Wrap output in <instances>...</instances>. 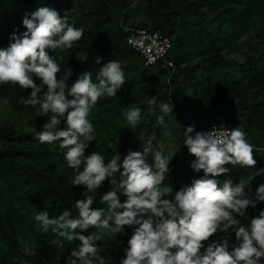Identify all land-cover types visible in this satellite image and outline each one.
<instances>
[{
    "label": "trees",
    "instance_id": "trees-1",
    "mask_svg": "<svg viewBox=\"0 0 264 264\" xmlns=\"http://www.w3.org/2000/svg\"><path fill=\"white\" fill-rule=\"evenodd\" d=\"M39 7L54 8L61 17L67 14L70 24L84 29L83 38L71 48L47 50L60 64L59 76L72 69L69 88L88 71L93 82H98L97 74L109 60L119 61L125 75V84L117 94H105L90 110L88 119L95 129V140L86 148V156L100 152L108 163L119 154L122 165L129 151H143L146 139L155 133L153 143L163 144L165 148L159 149L173 156L164 185L173 190L166 198L174 200L177 191L204 175L190 166L195 157L187 153L182 141L186 127L194 126L199 131L211 123L241 126L254 147L257 163L247 172L235 170L228 179L234 185L243 180L245 191L253 193L264 183V0H0V48L13 42L10 37L14 32L21 35L26 31L23 18ZM126 26L159 29L167 36L171 42L167 58L174 70L144 67L125 43ZM77 52L88 55L87 60H77ZM234 55L240 56L238 62L226 61ZM192 57L198 60L192 61ZM162 77H167L166 84ZM30 92L17 84L0 85V98L11 108L41 116L38 108L19 102ZM153 96L158 103L173 102V112L164 117L163 125L157 123V116L162 114L159 107L155 115L151 114ZM131 107L142 109L141 123L135 128L125 118ZM41 130L19 135L12 125L0 124V264H66L70 252L80 245L79 240H64L60 250L52 241L62 238L51 229L45 233L35 220L42 210L49 211V218L64 210L78 216L75 201L86 191L84 186L72 184L74 171L67 166L66 150L59 147V142L41 144L36 139ZM148 162H154L151 155ZM119 180V173L106 179L95 191L92 207L106 210L101 196ZM120 198L122 202L125 199ZM261 210L264 202L237 218L250 228L251 219ZM136 227L125 226L123 233L106 234L96 242L105 264H120ZM95 231L89 228L81 234ZM223 239L228 240L230 250L238 244L230 229L210 237L204 242L205 248ZM26 245L34 254L24 251Z\"/></svg>",
    "mask_w": 264,
    "mask_h": 264
},
{
    "label": "clouds",
    "instance_id": "clouds-1",
    "mask_svg": "<svg viewBox=\"0 0 264 264\" xmlns=\"http://www.w3.org/2000/svg\"><path fill=\"white\" fill-rule=\"evenodd\" d=\"M22 24L26 31L21 35L14 32L10 37L13 42L7 48H0V85L11 83L31 89L28 98L21 97L19 102L38 108L41 115L47 117L36 139L41 144L59 142V147L66 150L67 166L74 171L72 184L86 189L82 198L75 201L78 216L74 217L69 210L52 218L48 210L35 216L45 233L51 229L62 238L52 241L60 250L64 248V240L80 241L70 252L66 264L78 261L105 264L96 242L103 235L123 233L125 226L133 225L138 227L128 240L120 264H264V210L251 219L250 228L237 218L245 217L248 208L264 202V183L253 193L250 189L245 191L243 180L234 185L231 179L222 184L216 179L229 172L226 165L252 168L257 163L254 147L247 141L241 126L209 131H195L194 126H187L183 144L195 157L190 166L197 173L203 171L204 175L194 179L191 186L177 191L174 200L168 199L173 190L165 186L164 181L173 156L165 155L153 145L155 133L148 136L143 151H129L122 165L119 154L108 163L100 152L85 155L86 148L95 140V129L88 119L90 110L105 94L113 97L125 84L121 63L109 60L103 64L97 74L98 82H93L91 71L84 72L69 88L67 81L72 69L67 68L63 76H59L60 64L47 50L71 48L83 38L84 29L74 27L67 14L61 17L51 7H39L30 15L26 14ZM87 58L82 52L76 53V59L81 62ZM96 63H100L99 57ZM150 104L152 115L159 107L162 114L157 116V123L163 125L164 117L173 112L172 100L158 103L153 96ZM125 118L128 125L135 128L141 123L142 109L129 108ZM150 155L153 163L148 162ZM116 173L120 175L118 185L103 193L100 199L107 209L92 207L96 201L95 191ZM121 196L125 197L123 202ZM89 228L98 231L81 234ZM230 229L238 241L231 250L227 239L209 243L205 248L204 242L210 237ZM24 251L34 254L27 245Z\"/></svg>",
    "mask_w": 264,
    "mask_h": 264
},
{
    "label": "built area",
    "instance_id": "built-area-1",
    "mask_svg": "<svg viewBox=\"0 0 264 264\" xmlns=\"http://www.w3.org/2000/svg\"><path fill=\"white\" fill-rule=\"evenodd\" d=\"M126 45L139 57L144 67H158L160 70L172 72L173 62L167 58L171 49L170 39L159 29H145L137 27H124ZM213 128L231 130L230 125L207 124L199 131H209ZM184 140V137L182 141ZM187 153L192 156L185 147Z\"/></svg>",
    "mask_w": 264,
    "mask_h": 264
},
{
    "label": "rangeland",
    "instance_id": "rangeland-1",
    "mask_svg": "<svg viewBox=\"0 0 264 264\" xmlns=\"http://www.w3.org/2000/svg\"><path fill=\"white\" fill-rule=\"evenodd\" d=\"M4 27H2L1 32H3ZM227 62H238L240 59L239 55H234L233 57H226L225 58ZM197 58L192 57V61H197ZM159 70V69H158ZM162 77L161 79L166 84L167 83V77ZM160 90H163L161 88ZM47 117L44 116H36L33 114H30L26 111H17L13 108H11L3 99L0 98V124L6 125L10 124L14 127L15 131L19 135H25L27 133L33 132L37 128H41L42 125L46 122ZM154 146H157L160 149H164L165 146L159 142H154ZM226 167L229 169V172L227 174L221 175L219 177H216L221 184L224 180L230 178L232 174H234L235 170H242L243 172L249 171L248 168L237 166H232L231 164L226 165Z\"/></svg>",
    "mask_w": 264,
    "mask_h": 264
}]
</instances>
